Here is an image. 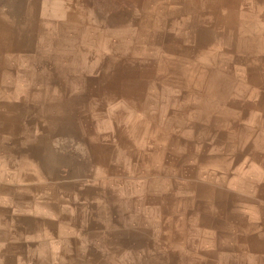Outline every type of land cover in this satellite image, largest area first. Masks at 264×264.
<instances>
[{"label": "rangeland", "instance_id": "1", "mask_svg": "<svg viewBox=\"0 0 264 264\" xmlns=\"http://www.w3.org/2000/svg\"><path fill=\"white\" fill-rule=\"evenodd\" d=\"M0 264H264V0H0Z\"/></svg>", "mask_w": 264, "mask_h": 264}, {"label": "crops", "instance_id": "2", "mask_svg": "<svg viewBox=\"0 0 264 264\" xmlns=\"http://www.w3.org/2000/svg\"><path fill=\"white\" fill-rule=\"evenodd\" d=\"M205 0H198V2H204ZM239 1H241V0H239ZM243 2H245V1H243ZM128 114H129V116H131L132 115V113L131 112H128ZM133 127H131L132 129H136L137 127V124L135 123V122H133L132 124H131Z\"/></svg>", "mask_w": 264, "mask_h": 264}]
</instances>
